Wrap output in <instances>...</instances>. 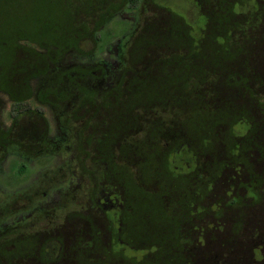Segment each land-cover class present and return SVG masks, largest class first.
<instances>
[{
    "label": "rangeland",
    "instance_id": "374dc122",
    "mask_svg": "<svg viewBox=\"0 0 264 264\" xmlns=\"http://www.w3.org/2000/svg\"><path fill=\"white\" fill-rule=\"evenodd\" d=\"M126 1L14 0L12 14L1 15L0 264H14L9 255L14 245L21 257L19 250L32 252L36 245L41 254L47 251L38 257L29 254L30 260L22 264L37 258L42 263L46 258L48 264H165L168 250L169 264H218L217 259L239 264L225 255L231 249L228 243L234 242L237 210L225 213L222 208L216 222L228 231L211 235L207 243H196L183 217L181 235L190 234L191 246L179 245L172 226L187 213L176 207L182 205L180 200L188 199L199 181L208 189V179L197 181L192 175L196 167L215 178L204 194L205 204L213 206L226 187L214 186L222 172H210L209 166L236 165L238 154L253 145L241 139L237 157L232 156L233 133L244 134L238 126L231 129L240 111L235 108L222 116L230 103L248 108L264 97V49L259 79L252 78L247 90L235 96L217 86L214 101L209 92L195 89L202 87L196 62L220 61L217 70L206 71L223 79L227 46L232 51L243 47L233 54L234 61L245 57L244 52L245 58L259 53L264 45V0H206L209 15H201L202 7L192 0H142L138 8ZM143 7L151 21L139 28ZM102 8L113 13L100 18ZM258 10L263 24L257 20ZM104 18L108 21L101 23ZM211 20L214 27H208ZM231 21L235 26L229 36L215 34L214 28L224 30ZM4 25L9 30L1 31ZM172 30H180L183 37ZM198 43L208 47L209 57L196 56ZM188 47L185 55H176L175 48ZM163 52L169 54L163 59L172 60L169 71L158 59ZM116 89L123 90V101ZM110 94L112 103L106 99ZM17 102L36 113L13 122ZM209 109L222 118L209 115ZM254 123H259L256 135L264 136L263 121ZM240 124L245 129L246 119L241 117ZM18 126L45 138H27L39 140L35 145L27 139L7 140ZM263 170H248L240 185L258 186ZM235 184L236 179L224 201L230 196L249 202L245 189ZM212 220L203 215L192 225ZM262 241L247 246L241 264L255 263L252 249L258 244L264 260Z\"/></svg>",
    "mask_w": 264,
    "mask_h": 264
},
{
    "label": "trees",
    "instance_id": "16d2710c",
    "mask_svg": "<svg viewBox=\"0 0 264 264\" xmlns=\"http://www.w3.org/2000/svg\"><path fill=\"white\" fill-rule=\"evenodd\" d=\"M192 1L199 4V6L202 7V12H200L201 15H202V13L204 15H209V12H208L209 5L206 4V0H192ZM0 2L2 3V4L0 3V18H1V15L3 13L12 14L11 12H12L13 8H12L11 4L14 3V0H12V3H11V0H0ZM140 2H142V0H127L126 1V3H128L127 5L131 6L133 8L137 7V6L139 7ZM258 3L262 4L263 1L259 0ZM260 5H259V9H261ZM3 6L7 7V10H5V8H2ZM143 8L141 10H143ZM160 10L162 12H164V10H162L161 8H160ZM258 11H257L256 17H258L257 20L260 23H262L261 18L263 17L262 16L263 12H260V11L258 12ZM111 12H112L111 9L107 10V9L102 8L100 11H98L97 14H100V18H101V14H103L107 17L109 15V13H111ZM144 12L145 13H143V14L141 13V11L138 13L139 16H141V18L143 17V20L141 22L139 21L141 24L138 21L136 22L137 25L139 24V28L142 24H144V23L148 24L151 21L148 17V15H149L148 9L144 8ZM263 15H264V13H263ZM4 17H2L1 19H3ZM100 18L98 20H100ZM105 18L102 19L101 23H106V21H108L107 19L105 20ZM231 18H235V17L232 16ZM237 18H238V16H237ZM242 20H244L243 16H242ZM232 22H234V21H231V24L224 30L219 29V28L218 29L214 28L215 34L222 35L224 37L229 36L233 32V27L235 26V25H233ZM166 23H168V20L165 21L164 24H162L159 28L163 27ZM214 23L215 22L211 20L208 23V27L209 26L214 27ZM144 27H145V24L143 25V28ZM208 27H205V29ZM5 30H9L6 27V25L2 26L1 31H5ZM165 31H166L165 29L162 30V32H165ZM172 32L178 38L183 37L182 33H180V30H178V31L172 30ZM15 33H16V31H15ZM204 36H205V33H203V37ZM201 42H203V41H201ZM197 46L199 48V51L195 52V54L196 53H199V54H197L196 56L203 54V56L206 55L209 57V55H211V53L208 51V47L207 48L204 46L201 47V43H198ZM164 48L166 49V48H168V46H164ZM164 48H161V50L164 51L165 50ZM215 48H217V47H215V46L211 47V49H215ZM242 48H240V50ZM187 49H189V47L185 48L184 50H177V48H175L174 50H176L175 51L176 55L180 56V55H185L184 51ZM227 49L229 50V53L226 55V57L228 59L226 60V62H227L226 66H225L226 70L223 74V79H218L217 78L218 76L216 74H210V73H207V71H206V69H208V68H213V69L217 70V64H220L221 63L220 61L213 60V59H212L213 61H209V59H208L207 61H209V62H207V61L204 63L196 62L198 64L197 65L198 66L197 76L201 78L200 82H202L201 83L202 87H199L196 84L197 87H195V89L197 91H206L207 93L209 92L210 93L209 99L212 101H214L215 99L218 100L216 98V94H215L217 92H214V91H216L217 86H220L222 88L221 92H232L233 91L232 93L235 96L237 93H243V90H247L246 86L249 84V82L252 80V78H254V80L257 81L259 79V76H261L260 71L258 69H260L262 66L261 55L263 53L264 45L262 48H260V52L256 53L255 56L245 58L248 54H246L244 52L245 57L241 56L240 59L237 61H234L232 59L233 54H236L240 50H237L235 47L232 51V47L230 48V46H227ZM166 56H169V54L168 53L160 54L158 59L163 62V65H166V68L169 71L173 67V64L171 62L172 60L163 59ZM214 56H217V55L212 54L211 57H214ZM185 58H187V56ZM252 68H254L256 71V72H253L254 75L249 73L250 69H252ZM150 71H152V70H150ZM147 72L145 73V75L149 76V71H147ZM150 73H152V72H150ZM68 76L69 75H66V80L68 79ZM127 83H128V81H127ZM139 83H140V81L137 82L136 86ZM221 83H223V84H221ZM237 84L240 85L241 87L235 88V86H237ZM133 85H134V83H133ZM232 86H234V88ZM134 87H135V85H134ZM122 89H116L115 90L116 92L121 93L120 98H118L121 101H123V97H124V95L122 93V91H123ZM192 89L193 88H191V90ZM126 92L130 93L131 91L129 92L127 89ZM116 97L117 96H115V98ZM90 98H91L92 102L100 101V100H97L95 97H90ZM112 98H114V96L112 94H110L109 96L106 97V99L109 100V103L113 102ZM82 99H84L86 101V97L83 94H82ZM106 99H104V100L107 101ZM210 105H211V103H210ZM228 105L229 106L226 107V109L227 108L228 109L226 110L225 115L222 117L227 116L230 111H233V109L236 108V111H240V112H238L239 116L237 117V120L235 122L236 125L235 126L233 125L231 129L234 132L235 127L238 126L241 130H244L243 135L235 134L232 132L233 137L235 138L233 140V143L235 145L234 146L235 151L232 153V156L235 155L237 157V152H239V141L241 139L245 138L244 139L245 141L250 140V142H252L253 145H251V149H249V152L245 151V152H242L241 154H238L239 163L236 165L235 164L234 165H231V164L228 165V163H227L225 165H220V167H217L214 165L209 166V168H211L210 172H217V173L222 172L221 175L219 176V183L216 182L217 184L215 183L214 186L226 187V190L228 189L229 185H231V183H235V179H236V184L239 183V185H240L244 173L247 174L248 170L249 171L250 170L251 171L252 170L257 171L258 166L260 167V169L264 168V136H262V134L260 136L256 135L255 132H257V130H259L258 129L259 123H254L257 121H260V122L263 121V125H264V97H261L260 99H256L255 104H253L252 107H248V108L244 107L241 102L235 103L236 107H234V104H232V103H230ZM205 108L208 109L207 107H205ZM98 110H101V107L98 108ZM32 111H35V113H36L37 109L34 110L33 108H30L28 106H24V104L21 102H17V103L13 104V108H12V112H11L12 113L11 118L17 120V118L20 117L22 114H30V112H32ZM218 112H219V110H218ZM209 115H213V117H215L217 119L222 118V117H218L217 114H213L212 111ZM201 117L206 118L204 115H201ZM241 117L246 119L247 127L245 129H242V125L240 124V118ZM27 133H29V132H27ZM27 133L22 132V131H20V132L19 131H17V132L13 131V134H8V135H12V136L11 137L8 136L9 138L6 137V139L10 140V141H16L19 139V143H20L22 140L27 139L29 137L30 138L32 137V134H27ZM34 134L35 133H33V135ZM247 138H250V139H247ZM252 138H253V141H252ZM27 140L33 145L38 143V140H29V139H27ZM2 148L4 149L3 146H2ZM235 152H236V154H235ZM241 161H243L242 163L245 162L244 163L245 165L242 164ZM214 167H216L215 170H214ZM207 169L208 168H206V171H207ZM198 170H200V169H198L196 167V170L194 173H192V175L193 176L196 175L197 181H199L200 177H202L203 180L208 179V184H209L208 189L204 190L205 188H204V185L202 184V181H199V185H195L193 187V190L191 193L192 195L189 196V193L186 194L185 196H189L188 199L180 200V202H182V205L177 204L178 206H176V207L182 206L187 211L186 215L181 216V217L177 216L178 220L174 223L175 226H172L173 230H175V232H176V235H178V239H177L178 244L184 245V247H186L188 245L191 246L190 239H188L190 234L187 236H186V234L181 235L182 230L180 228L181 225L179 224V221L182 222V220H180V219H182L183 217L186 218L185 221H186L187 225H190V227H189L190 231L189 232H191V235L193 234L195 236V239L197 240L196 243H207L208 238H212V237H210L211 235L216 234L217 232H220V233L224 232L225 233L226 230L228 231V229H226V230L224 229L223 224H219L216 222V219H218L221 216L222 208L225 210V213H226V210L227 211L228 210H237V218H236V221L234 223V225L236 227V234L233 237L234 242L228 243L231 246V249H227L225 252V255H226V258L229 257V260H232L234 263H238V262H239V264L245 263L244 261H245V258L247 256L246 253L249 250V249H247L248 248L247 246L252 241L254 242V241L263 239L262 242H264V210H263L264 205H262L264 202V170L261 173L260 178L258 180L259 183H256V184L254 183L255 185H258V186H254L251 184H245V187H244V185H240V187L242 189H245L246 194H247V198H249V202L244 203L241 198H237V197L230 198V196H228L227 200L224 201V197L226 198L228 195L227 191L225 190L224 196H220L221 198L218 197L215 204L213 206H210V207H208L207 204H205L206 200H204V198H205L204 194L209 191L211 183L214 182L215 178L214 177H211V178L208 177L207 178L206 177L207 172H204L205 169L200 170L201 172H198ZM202 173L204 175L199 176ZM225 179H228L229 182L227 181L225 183V181H226ZM261 179H262V181H261ZM202 185H203V187H201ZM221 189H223V188H221ZM221 189L219 190V192L221 191ZM249 192H250V195H249ZM216 195H218V194H216ZM258 202H259V204H257ZM261 206H262V208H261ZM197 209H201V210L197 211ZM203 215H207L213 220L210 222H207V223L200 224V225H192L193 221H197V219H199L200 216H203ZM203 218H202V220H205ZM185 241H188L189 243L185 244ZM163 243L166 247H167V245L169 246L168 243H166L164 241H163ZM196 245H198V244H196ZM235 245H236V247L232 251V249ZM187 251L188 250H185V252H187ZM167 252L164 254L165 257L163 259L165 264L166 263L169 264L171 262L170 257L168 255H170L171 254L170 252H172V251L168 250ZM252 252L254 255V261H255L254 264H264V260L261 258V257H263L262 244H258V247L257 246L254 247L252 249ZM223 258H225V257L223 256ZM216 261L218 264L222 263V260L217 259ZM175 264H178V262H175Z\"/></svg>",
    "mask_w": 264,
    "mask_h": 264
},
{
    "label": "flooded vegetation",
    "instance_id": "af4514ba",
    "mask_svg": "<svg viewBox=\"0 0 264 264\" xmlns=\"http://www.w3.org/2000/svg\"><path fill=\"white\" fill-rule=\"evenodd\" d=\"M31 113V112H30ZM22 115H27V114H22ZM14 120L15 119H13L12 121L14 122ZM16 122L18 121V119L17 120H15ZM14 124V123H13ZM14 131H22L21 130V128L18 126V128L17 129H14ZM33 135V134H32ZM35 135H39L38 133H35ZM40 136V135H39ZM43 139V138H45V137H39V139ZM38 142H39V140H38ZM38 247H40V246H38V245H36V246H34L32 249H34L32 252H29L28 250H23V251H21V250H19V252L20 253H22L23 252V257H21L22 255H18L17 254V246H13V248H12V250H9L10 252H9V255H12V256H14V260H13V262H14V264H22V263H24L25 261H26V258H28V261L30 260V258L28 257V255L29 254H32V255H34L35 257H38L39 255H43L44 253H46L47 251H45V250H43V253L41 254L39 251H37V248ZM1 252V251H0ZM25 253V254H24ZM0 256H2L1 254H0ZM11 258H13V257H11ZM43 258V257H42ZM38 259V258H37ZM35 260L34 262H32L31 264H40L39 262H41V260ZM31 260H32V258H31ZM44 260V262L42 263V264H48V260L45 258V259H43ZM74 263H69V264H77V263H75V261H73Z\"/></svg>",
    "mask_w": 264,
    "mask_h": 264
}]
</instances>
